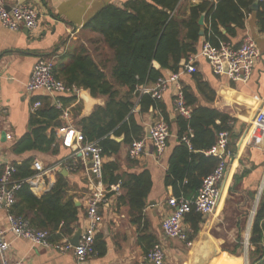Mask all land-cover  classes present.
<instances>
[{"label": "crops", "instance_id": "0c3cea01", "mask_svg": "<svg viewBox=\"0 0 264 264\" xmlns=\"http://www.w3.org/2000/svg\"><path fill=\"white\" fill-rule=\"evenodd\" d=\"M4 1L9 7L16 4L31 5L41 12V17L39 27L32 32L10 31L4 28L0 21V166L14 162L21 165L30 160H33V166L35 162H41L46 173L31 186V192L39 199L54 189L58 173L63 175L68 182V198H73L76 206L77 203L80 204L77 206L79 222L76 234L79 229L83 231L86 227L87 202L93 186L85 169H79L76 165L77 159L74 163L76 167L69 168L68 161H74L71 158L73 150L63 148L62 142L58 155L38 151L14 154L12 147L30 130L34 97L46 96L54 107L56 102L60 101L59 97L65 98V108L71 113L72 124L75 123V116L78 120L89 117L97 106H104L107 99L93 97L83 88L71 94L51 96L37 92L30 95L26 85L32 76L34 65L39 60L51 59L57 66L64 59L67 64L71 57L84 48L95 66L107 74L110 85L122 87L113 81L111 75L115 66L114 51L106 45L104 36L88 28L87 24L100 12L111 7L131 12L133 9L128 5L135 1H145L153 6L157 4L154 0ZM204 1L208 0H179L172 16H178L180 20L187 19L191 7L201 5ZM136 2L135 5L139 6L140 3ZM244 2L247 5L241 8L244 15L241 26L232 23V32L229 33L223 27H220V31L228 38L226 42H230L234 47H238L247 37L257 44L261 57L251 79L247 83H235L227 76H217L209 62L203 58H198L192 71L181 78L183 87L190 88L196 99L194 106H190L192 113L195 108H207L229 115L232 118L233 133L237 136L230 140L233 157L229 160L219 185L221 194L213 214L203 219L196 235L192 224L185 219V230L191 238L188 243L169 240L164 236L163 220L170 213L168 199L177 197L174 185L169 181L170 162L181 143H187L189 136L194 137L191 130L181 134V116L174 111L175 88L171 87L162 99L170 119V138L165 153L157 157L151 141L148 140L146 154L139 160H131L128 156L130 143L126 136L122 135L119 137L120 141L116 140L120 144L119 152L104 156L105 165H112L115 169L113 172L106 171V180L110 182V179L119 177L122 193L120 196H109L108 203L100 209L97 237L102 236L106 252L102 255L94 253L89 257L87 264H148L145 260L149 251L147 249L155 241L164 246L167 264H251V229L255 212L264 194V132L253 126L258 108L264 105V2ZM158 7L161 8V5ZM204 24L206 31L209 26L206 21ZM186 34L184 29L183 37ZM205 39V36H201L196 46L197 53ZM184 61L186 60L181 62V69L184 67ZM154 62H157L159 67H155ZM152 67L160 69L163 76L172 73L163 69L156 59L152 60ZM195 74L199 75L201 86L194 79ZM61 80L64 81L65 77L62 76ZM153 86L154 84L149 83L144 88ZM142 88L139 87L138 90ZM73 96L75 100L70 101L68 98ZM161 120H165L162 111L153 106L146 105L144 110L142 106H137L135 110V121L144 128L145 137H148L147 128ZM216 124H221L220 118L216 120ZM50 132L51 130L48 136ZM202 154L206 158L220 160L221 151L215 146ZM201 170L204 172L209 168L204 166ZM143 174L146 175V185L149 187L147 206L143 210L141 224L136 225L132 222L131 208L125 199L129 188H124V185L133 186V176ZM248 211L250 215L246 217ZM7 216V211L0 209V227L4 230L9 226ZM143 235L147 239L145 237V240L141 241L140 237ZM5 239L11 244L5 253L7 264H76L72 254L34 246L27 240L16 239L8 232Z\"/></svg>", "mask_w": 264, "mask_h": 264}, {"label": "trees", "instance_id": "16d2710c", "mask_svg": "<svg viewBox=\"0 0 264 264\" xmlns=\"http://www.w3.org/2000/svg\"><path fill=\"white\" fill-rule=\"evenodd\" d=\"M154 1L157 6L145 1H135L140 3L136 6L135 2H132L128 5L133 9L131 12L111 7L100 12L87 24L88 28L101 33L106 45L114 51L115 66L111 75L113 81L122 87L110 85L107 74L95 66L84 48L71 57L67 64L63 59L55 67L56 77L59 79L65 77L64 81L68 87L83 88L89 90L93 97L107 99V103L104 106H97L89 117L78 120L75 116L74 123V126L83 133L86 142L98 143L103 150V156L119 152L120 144L116 139L122 135L126 136L130 145L133 141L145 137L144 128L135 121L137 106H142L143 110L146 105L160 109L165 121L170 123L162 100L154 99L151 95L142 94L138 90L149 83L155 84L163 77L160 69L152 67V60L156 59L163 69L172 73L179 72L182 60H187L190 55L197 53L196 46L201 39L199 22L203 15L209 26L204 36L214 46H218L228 40L221 33L220 27L226 28L230 33L232 23L241 26L244 20L241 8L247 5L244 0H218L216 3L204 1L201 5L191 7L187 19L180 20L178 16H172L179 0ZM158 5H161V8ZM184 29L187 31L185 37ZM194 79L199 86L202 85L198 74L194 75ZM184 91L187 105L193 107L196 101L194 95L188 87L184 88ZM68 99L74 101L75 97ZM59 100L65 108V98L59 97ZM36 102H41L42 107L34 112L29 132L13 145L12 151L14 154L38 151L58 155L61 141L56 130L65 125L61 120L62 111L54 107L46 96L34 97L33 104ZM219 118L221 124L217 125L216 120ZM231 122L232 118L229 115L207 108H195L190 119L182 117L179 119L181 134L191 130L194 137L189 136L188 144L181 143L170 162L169 181L174 185L177 197L184 196L189 200L197 197L203 179L213 173L220 164L219 159L206 158L202 153L217 146L221 132H228L232 139L237 138ZM49 130L51 132L48 136ZM62 147L65 148L63 145ZM229 147L231 149V143ZM76 159L78 168H84L82 159ZM76 159L68 161L69 168L76 167L74 166ZM32 162L33 160L25 161L21 165H17L16 162L12 164L16 169L12 180L23 184L16 191V201L9 212L29 221L37 230L47 232L52 243L72 238L79 222V208L73 198H68L67 179L58 173L54 189L39 199L31 192V186L24 182L36 175V171L32 169ZM204 166L209 170L203 172L201 168ZM113 167L104 164V182L108 185L120 181L119 177L110 179V182L106 180V171L113 172L115 170ZM3 171L4 166H0V178ZM133 179L135 181L133 186L124 185V188H129L125 199L131 208L132 222L140 225L143 210L147 206L149 187L146 185V175L133 176ZM250 198L252 202L253 196ZM249 215L248 211L245 216ZM186 219L192 224L196 235L203 222L201 215L193 211ZM145 237L141 236V241H144ZM190 240L188 236V242ZM249 242L253 249L250 253L251 264H264V194L255 212ZM156 244V241L153 242L147 250ZM94 252L100 255L106 252L102 236L96 237Z\"/></svg>", "mask_w": 264, "mask_h": 264}, {"label": "built area", "instance_id": "2783aa9c", "mask_svg": "<svg viewBox=\"0 0 264 264\" xmlns=\"http://www.w3.org/2000/svg\"><path fill=\"white\" fill-rule=\"evenodd\" d=\"M216 3L218 0H208ZM264 2V0H262ZM41 12L27 4H16L9 7L4 0H0V21L4 28L19 32L26 30L32 32L39 27ZM261 57L260 50L250 37H247L238 46L234 47L230 42H221L214 46L209 40H204L198 53L189 56L184 61V67L177 73H170L161 77L152 88H142V94H149L152 98L162 100L164 93L171 87L175 88L174 111L185 119H190L191 108L187 105L184 87L181 78L192 71L193 65L198 58L209 62L213 72L217 76H227L235 83H247L253 74ZM56 64L51 59L39 60L33 67L32 76L26 85L30 95L37 92L54 96L65 93H77V88H70L64 81L56 77ZM56 108L62 111L61 119L65 125L56 130L65 148L73 150L72 159L81 158L84 169L93 186L87 202L86 227L82 231L78 245L71 243L72 238H64L60 243H52L49 234L45 231L32 227L29 221L17 217L9 212L16 201V191L23 182L12 180L16 172L12 164H5L4 171L0 178V209L7 211L9 226L7 230L0 227V260L5 261V253L11 244L5 239L6 233H11L16 239H24L34 246L46 249H54L62 254H72L76 264H87V261L94 252L95 239L98 234L100 222L99 214L102 205L108 203L109 196H120L122 193L121 182L108 185L104 182V156L103 150L97 142H86L83 133L71 122V113L64 108L60 101L55 104ZM42 107L41 102H36L32 111ZM253 126L260 132H264V105L259 107L253 119ZM150 137H144L133 141L128 149V156L131 160H139L146 154L147 141H151L154 153L161 157L168 146L170 138V126L165 120L151 125ZM230 134L221 132L218 136L217 149L221 151L219 156L220 164L209 176L205 177L198 195L194 199H187L184 196L171 197L168 199L170 208L169 215L163 220V233L166 239L177 240L188 243V235L185 230V219L187 215L195 211L202 219L213 214L220 198V183L222 182L229 160L233 157L230 149ZM187 143L189 141L186 140ZM36 175L27 179L30 186L36 184L35 180L42 177L46 171L44 165L37 161L32 166ZM145 260L148 264H167L164 246L161 243L154 245L146 254Z\"/></svg>", "mask_w": 264, "mask_h": 264}, {"label": "water", "instance_id": "95a60500", "mask_svg": "<svg viewBox=\"0 0 264 264\" xmlns=\"http://www.w3.org/2000/svg\"><path fill=\"white\" fill-rule=\"evenodd\" d=\"M205 23V17L204 16H202L201 17V19H200V22H199V24H200V26L202 27L201 28V36H204V34H205V29H204V24ZM154 66L155 67H157L158 66V64L156 63V62H154ZM159 67V66H158ZM89 91V90H88ZM90 92V91H89ZM149 130H150V128L148 127L147 128V130H146V133H147V136L148 137H150V135H149ZM6 136V135H5ZM117 141H120L121 139L119 138V139H116ZM77 206H80V204L79 203H77ZM81 235H82V230L81 229H79L78 231H77V233L74 235V237L71 239V243L73 244V245H75V246H77L78 245V242H79V240H80V238H81ZM0 264H2L1 263V260H0Z\"/></svg>", "mask_w": 264, "mask_h": 264}]
</instances>
